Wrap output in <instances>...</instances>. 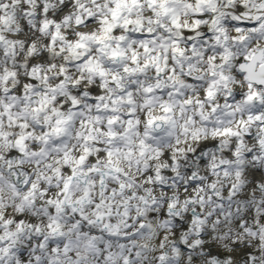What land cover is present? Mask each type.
I'll use <instances>...</instances> for the list:
<instances>
[{"label":"clouds","instance_id":"obj_1","mask_svg":"<svg viewBox=\"0 0 264 264\" xmlns=\"http://www.w3.org/2000/svg\"><path fill=\"white\" fill-rule=\"evenodd\" d=\"M0 264H264V0H0Z\"/></svg>","mask_w":264,"mask_h":264}]
</instances>
